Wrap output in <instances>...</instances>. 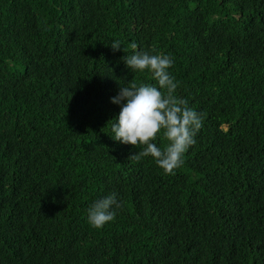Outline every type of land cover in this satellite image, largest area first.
I'll list each match as a JSON object with an SVG mask.
<instances>
[{
	"label": "trees",
	"instance_id": "trees-1",
	"mask_svg": "<svg viewBox=\"0 0 264 264\" xmlns=\"http://www.w3.org/2000/svg\"><path fill=\"white\" fill-rule=\"evenodd\" d=\"M152 49L203 117L174 174L111 138ZM0 264H264V0H0Z\"/></svg>",
	"mask_w": 264,
	"mask_h": 264
},
{
	"label": "clouds",
	"instance_id": "clouds-1",
	"mask_svg": "<svg viewBox=\"0 0 264 264\" xmlns=\"http://www.w3.org/2000/svg\"><path fill=\"white\" fill-rule=\"evenodd\" d=\"M113 51L121 50L119 41L111 45ZM130 47L137 49L135 43ZM125 65L133 72L150 73L152 83L133 80L119 88L111 102L120 106V112L111 123V138L133 147L143 146L142 150L128 159L140 161L151 156L165 174H174L175 169L184 163L183 155L195 144V136L203 126V117L189 107L187 100L175 95L178 83L169 69L173 65L170 54L138 50L124 57ZM108 122V123H109ZM162 136L167 143L158 147L154 142ZM122 207L117 193L112 192L98 199L87 212L89 224L102 228L116 217L115 209Z\"/></svg>",
	"mask_w": 264,
	"mask_h": 264
}]
</instances>
